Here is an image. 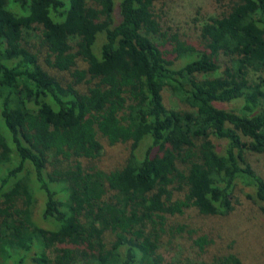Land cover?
<instances>
[{
  "label": "trees",
  "instance_id": "obj_1",
  "mask_svg": "<svg viewBox=\"0 0 264 264\" xmlns=\"http://www.w3.org/2000/svg\"><path fill=\"white\" fill-rule=\"evenodd\" d=\"M154 2L0 0V264H201L209 234L173 219L229 214L239 184L264 209L249 159L264 156V0H234L202 46L172 49ZM34 34L72 82L43 67ZM165 87L190 109L169 108ZM103 139L131 142L122 166L97 164ZM166 235L185 257L164 253Z\"/></svg>",
  "mask_w": 264,
  "mask_h": 264
},
{
  "label": "rangeland",
  "instance_id": "obj_2",
  "mask_svg": "<svg viewBox=\"0 0 264 264\" xmlns=\"http://www.w3.org/2000/svg\"><path fill=\"white\" fill-rule=\"evenodd\" d=\"M234 0H155L153 9L160 23L165 39H170L167 49L173 48L172 39L178 36L180 39L202 46L201 28L213 16L226 13ZM163 40V38L161 39ZM32 51L38 53L43 67L51 74L60 78L64 84L73 81L69 71H61L52 67L47 62V50L39 45V38L32 36ZM172 55V54H171ZM170 55V56H171ZM80 69L87 67L84 60H79ZM264 76V73L262 74ZM89 84L83 82L78 85L81 91H86ZM164 101L169 108L190 109L189 105L175 96L170 87L163 90ZM214 105L221 108L233 109L240 102L214 101ZM103 154L97 160V164L104 169H113L122 166L129 156L131 142L118 143L110 146L106 139L102 140ZM147 142L142 145V154ZM254 166L264 176V156L249 158ZM251 191L239 184L235 190V208L227 215H203L197 208L191 207L179 218L172 222L180 221L188 223L197 230V233L209 234L211 243L206 251L198 258L201 264L214 263L216 256L235 253L240 257V264H264V209L249 197ZM181 192L178 193L181 196ZM43 197L40 196L35 219L42 226L49 227L50 223L42 218ZM166 235L167 242L163 245V251L169 257L181 259L185 257L184 244L179 240L171 241ZM109 240L113 237L108 235Z\"/></svg>",
  "mask_w": 264,
  "mask_h": 264
}]
</instances>
